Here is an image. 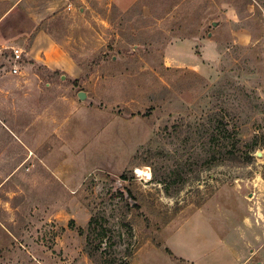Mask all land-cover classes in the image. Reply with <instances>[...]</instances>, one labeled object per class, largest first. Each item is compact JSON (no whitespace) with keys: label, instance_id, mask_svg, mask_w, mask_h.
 <instances>
[{"label":"rangeland","instance_id":"rangeland-1","mask_svg":"<svg viewBox=\"0 0 264 264\" xmlns=\"http://www.w3.org/2000/svg\"><path fill=\"white\" fill-rule=\"evenodd\" d=\"M70 1L0 29V264H212L262 214L264 0Z\"/></svg>","mask_w":264,"mask_h":264},{"label":"crops","instance_id":"crops-1","mask_svg":"<svg viewBox=\"0 0 264 264\" xmlns=\"http://www.w3.org/2000/svg\"><path fill=\"white\" fill-rule=\"evenodd\" d=\"M107 1L110 6L116 7L121 11H127L141 0ZM70 2V0H0V29H2L3 33L4 25L11 14H33L35 23L40 26L45 20L52 17L53 14H59L62 10L72 11V7L67 8ZM0 37V49H7V41L3 36ZM32 48L44 52L47 56V62L56 59L59 55L60 58L56 59L57 64H59V60L62 62V60L65 61L68 59V57L62 52L61 47L53 40L50 33L44 29L39 30L34 36ZM54 53L55 55L53 56ZM260 192L261 193H259L257 197L259 198L260 204L262 203V214H258V212L253 209L254 212L251 213L253 216L248 219V222L245 223V225H239L238 227V224L235 223L228 229L226 225L221 224L220 222H218V224L210 223L211 225L208 226L211 229L212 235L215 237L217 244H212L210 250L201 251L203 252L202 254L198 253L196 257L197 260L210 258L212 264H215L217 259L215 256L216 252L219 249H223L227 254V257L234 261V264H249L248 260L250 256L260 251L264 245V182L260 184ZM216 213H218L219 218H221L220 211L216 210ZM220 226L225 227V232H222L223 229ZM221 232L224 233V237H220L219 234ZM230 232H232L236 238L239 236L240 240L242 238L246 241L248 243V248L253 246V249H250L248 252L249 255H243L244 253L242 249H238V246L232 245L229 241L232 237H225V235ZM243 233L246 234V237L242 236ZM186 259L189 260L188 258Z\"/></svg>","mask_w":264,"mask_h":264},{"label":"built area","instance_id":"built-area-1","mask_svg":"<svg viewBox=\"0 0 264 264\" xmlns=\"http://www.w3.org/2000/svg\"><path fill=\"white\" fill-rule=\"evenodd\" d=\"M71 7H72V6L69 5L68 8H71ZM13 52H14L15 62L18 63V62L21 60V58H22L23 51H21V50H17V49H14ZM14 71H15V72L18 71L17 67H15V70H14Z\"/></svg>","mask_w":264,"mask_h":264},{"label":"bare ground","instance_id":"bare-ground-1","mask_svg":"<svg viewBox=\"0 0 264 264\" xmlns=\"http://www.w3.org/2000/svg\"><path fill=\"white\" fill-rule=\"evenodd\" d=\"M137 174L139 176H144L146 178V180H151V178H152L150 170L145 171V170H142V169L138 168L137 169Z\"/></svg>","mask_w":264,"mask_h":264},{"label":"water","instance_id":"water-1","mask_svg":"<svg viewBox=\"0 0 264 264\" xmlns=\"http://www.w3.org/2000/svg\"><path fill=\"white\" fill-rule=\"evenodd\" d=\"M215 26H216V24H215ZM79 98H80V100L84 101V100L86 99V94L83 93V92H81V93L79 94Z\"/></svg>","mask_w":264,"mask_h":264}]
</instances>
